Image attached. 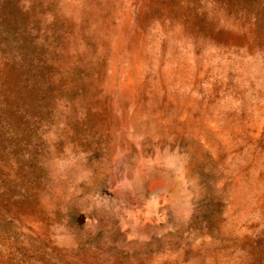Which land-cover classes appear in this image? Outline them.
Listing matches in <instances>:
<instances>
[{
	"label": "rangeland",
	"instance_id": "obj_1",
	"mask_svg": "<svg viewBox=\"0 0 264 264\" xmlns=\"http://www.w3.org/2000/svg\"><path fill=\"white\" fill-rule=\"evenodd\" d=\"M0 264H264V0H0Z\"/></svg>",
	"mask_w": 264,
	"mask_h": 264
}]
</instances>
